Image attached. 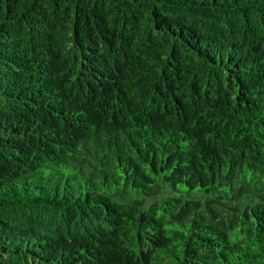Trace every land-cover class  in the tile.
I'll return each mask as SVG.
<instances>
[{"label": "trees", "instance_id": "obj_1", "mask_svg": "<svg viewBox=\"0 0 264 264\" xmlns=\"http://www.w3.org/2000/svg\"><path fill=\"white\" fill-rule=\"evenodd\" d=\"M0 264H264V0H0Z\"/></svg>", "mask_w": 264, "mask_h": 264}, {"label": "rangeland", "instance_id": "obj_2", "mask_svg": "<svg viewBox=\"0 0 264 264\" xmlns=\"http://www.w3.org/2000/svg\"><path fill=\"white\" fill-rule=\"evenodd\" d=\"M248 200L247 196L241 198L240 203L246 202ZM250 203V201H249Z\"/></svg>", "mask_w": 264, "mask_h": 264}]
</instances>
